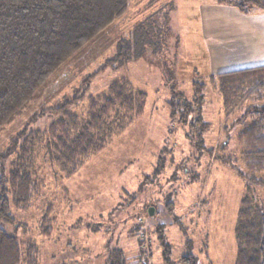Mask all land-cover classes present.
Returning a JSON list of instances; mask_svg holds the SVG:
<instances>
[{
  "label": "rangeland",
  "instance_id": "1",
  "mask_svg": "<svg viewBox=\"0 0 264 264\" xmlns=\"http://www.w3.org/2000/svg\"><path fill=\"white\" fill-rule=\"evenodd\" d=\"M149 1L130 0L124 17L51 76L21 117L0 128L4 150L42 109L84 96L68 106L84 118L88 98L109 95V85L123 79L146 94L145 113L72 176L60 170L48 136L61 113L46 112L27 124L28 132H41L32 169L41 186L28 208L11 205L16 223L2 227L25 252L37 247L36 264H106L114 249L124 252L127 264H184L190 255L197 264H235L243 197L250 192L264 210V185L242 179L218 155L226 146L221 153L245 168L238 134L250 119L238 120L251 104L245 98L226 107L209 81L212 74L242 68L235 52L228 54L234 59H226L227 67L219 66L224 60L216 49L220 33L214 29L209 36L207 22L197 21L202 4L218 0H163L165 9L159 21H152L150 40L137 44L136 57L101 70L119 53L128 29L151 12ZM195 81L206 84L204 118L211 124L202 140L191 125L171 116L169 106L172 86L192 101ZM18 154L17 149L0 161L5 176Z\"/></svg>",
  "mask_w": 264,
  "mask_h": 264
},
{
  "label": "trees",
  "instance_id": "2",
  "mask_svg": "<svg viewBox=\"0 0 264 264\" xmlns=\"http://www.w3.org/2000/svg\"><path fill=\"white\" fill-rule=\"evenodd\" d=\"M218 1L233 3L244 13L257 8L264 11V0ZM148 4L151 12L128 29L130 36L120 39L119 53L101 70L133 59L137 44L141 47L150 40L147 34L152 31V21H159L166 4L163 0H150ZM129 6L130 0H0V128L21 117L47 80L74 62L83 48L94 45L127 14ZM164 16L168 19L167 14ZM209 81L221 92L228 108L245 98L251 101L238 120L250 119L238 134L245 168H239L232 156L221 153L226 146H221L218 155L242 179L264 185V65L221 71L212 74ZM194 85L192 101L172 86L169 106L171 116L191 125L202 140L203 132L211 127L204 118L206 84L195 81ZM108 91L109 95L88 98L84 118L68 111L69 105L84 99L76 96L61 107L42 109L27 121L32 123L46 112L61 113L49 127L48 136L54 160L66 176L76 174L91 156L102 152L145 113L146 94L135 91L129 80L112 82ZM27 124L9 140L6 149L0 150V161L19 151L7 176L0 167V264H36L38 257L37 247L30 246L25 252L18 238L2 227L3 223H16L11 205L28 208L41 186L32 171L41 132H28ZM49 230L45 226V233ZM235 236V264H264V210L250 192L241 201ZM183 263L197 264L192 255ZM106 264H127L124 252L109 250Z\"/></svg>",
  "mask_w": 264,
  "mask_h": 264
},
{
  "label": "crops",
  "instance_id": "3",
  "mask_svg": "<svg viewBox=\"0 0 264 264\" xmlns=\"http://www.w3.org/2000/svg\"><path fill=\"white\" fill-rule=\"evenodd\" d=\"M199 2V1H197ZM204 7V8H203ZM199 20L208 24L209 36L220 33V44L216 47L221 53L220 67H227L226 59L233 58L242 68L264 65V11L254 9L244 13L238 8L222 3L202 4ZM218 11V13H216ZM212 21H219L213 26ZM218 26V27H216ZM215 27V28H213Z\"/></svg>",
  "mask_w": 264,
  "mask_h": 264
}]
</instances>
